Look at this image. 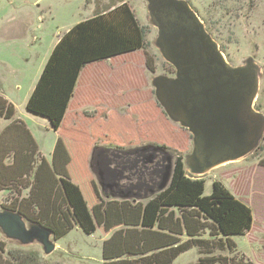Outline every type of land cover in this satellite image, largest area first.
Returning a JSON list of instances; mask_svg holds the SVG:
<instances>
[{"label": "rangeland", "instance_id": "obj_1", "mask_svg": "<svg viewBox=\"0 0 264 264\" xmlns=\"http://www.w3.org/2000/svg\"><path fill=\"white\" fill-rule=\"evenodd\" d=\"M181 1L198 14L230 66H242L250 59L260 67L254 109L264 115V0ZM120 2H126L139 24L148 28L149 46L146 50L86 67L78 79L64 122L54 132L46 119L31 115L25 109L51 50L58 38L74 25ZM146 6L145 0H0V97L14 106V117L26 125L39 148L43 166H47L44 170L49 186L42 195L48 206L40 222L45 226L53 223L57 232L52 238L56 249L49 256L43 255L38 244L16 245L38 251L45 263L102 264L105 260L123 259L127 254L146 255L195 235L199 215L195 211L175 210L172 215L163 212L164 217L171 215L169 223L163 221L147 232L140 228L146 201L164 189L158 190L157 170L154 175H146L156 176L146 182L153 188V195L143 191L137 197H130L134 204L117 203L106 200L97 180L98 172L89 163L92 146L107 152V159L99 154L98 159L108 165L100 170V176L109 187L115 185L120 175L109 171L108 167L111 168L113 160L130 162L133 149L144 148L138 146V142L164 149L172 157V168L176 156L185 159V154L192 151L189 132L166 116L153 93L154 78H171L172 75L167 74L169 65L153 45L156 34L148 22ZM147 59L153 61V71L146 67ZM2 121L0 119V128ZM58 143L66 168L54 174L50 161ZM120 147L124 149L119 150ZM150 148L144 150L147 156L143 161L149 160ZM261 161H264V137L246 158L225 163L203 178L204 196L211 193L213 182L218 181L251 209V230L234 241L239 247V258L252 264H264V165ZM59 178L81 190L96 225L93 235H85L74 224L70 210L63 207V203L57 210L51 208L50 195ZM139 181L136 177L133 183ZM120 183L126 185L123 180ZM3 200L5 197H0V204ZM10 245L6 248H11ZM197 260V251L192 249L173 264H195Z\"/></svg>", "mask_w": 264, "mask_h": 264}, {"label": "trees", "instance_id": "obj_2", "mask_svg": "<svg viewBox=\"0 0 264 264\" xmlns=\"http://www.w3.org/2000/svg\"><path fill=\"white\" fill-rule=\"evenodd\" d=\"M147 34L148 28L139 24L126 2L74 25L58 38L51 50L26 103L27 113L43 117L57 132L64 122L82 71L91 64L146 50L149 46ZM146 67L153 71L151 59H147ZM172 73L170 66L167 74ZM14 115V106L0 97V119L3 120L0 128V197H5L1 208L18 212L28 222H37L56 237L53 223L45 226L40 222L41 214L48 206L42 195L49 186L44 170L47 166H43L39 148L26 125ZM50 163L54 174L66 168L60 143L54 147ZM261 164L264 165V161ZM204 187L205 179L186 176L184 159L177 156L167 187L150 197L143 206L139 226L146 232L154 229L163 222L162 214L169 208L180 212L195 211L199 214L195 235L146 255L127 254L123 259L105 260L102 264H173L180 255L192 249L198 254L195 264H252L239 258V247L234 241L251 230V209L221 182H213L208 196H204ZM50 197L53 210L63 203V207L70 210L71 220L85 235L95 233L96 225L77 185L59 178ZM0 240L3 241H0V264H48L38 251L21 248L16 243L10 245L2 237ZM8 245L11 248H6Z\"/></svg>", "mask_w": 264, "mask_h": 264}, {"label": "water", "instance_id": "obj_3", "mask_svg": "<svg viewBox=\"0 0 264 264\" xmlns=\"http://www.w3.org/2000/svg\"><path fill=\"white\" fill-rule=\"evenodd\" d=\"M145 1L148 22L157 31L153 45L176 70L175 78L152 80L155 99L167 117L192 136V151L184 159L186 176L203 179L225 163L246 158L263 139L264 115L254 109L261 69L250 59L230 66L186 2ZM167 161L158 190L171 176L172 157L167 155ZM91 168L103 169L98 156L91 159ZM114 195L130 198L131 190ZM0 235L23 247L38 244L44 256L56 249L49 229L15 211L0 209Z\"/></svg>", "mask_w": 264, "mask_h": 264}, {"label": "crops", "instance_id": "obj_4", "mask_svg": "<svg viewBox=\"0 0 264 264\" xmlns=\"http://www.w3.org/2000/svg\"><path fill=\"white\" fill-rule=\"evenodd\" d=\"M138 144H139L138 146L144 147V148H142V149H138V148L133 149V153L131 154V158H130L131 161L130 162H128L126 164L121 163L119 166H116V165L113 164L111 166V168L108 167L109 171L116 172V173L118 172L119 175H120L118 180L114 182L115 183L114 186L107 187V184L105 183V181H103V179L100 176V172H98L97 180H98L99 185H100V187L102 189V192H104L106 194V200H108V202H117V203L131 202V203H133V201H131V198H125L124 199V198H121L119 196L114 195L118 191H120V190L124 191L125 189L126 190H131V196H134V197L139 196L141 194V192H143V191L150 192L151 195L154 194V193L152 194L153 188H150L151 186H149L146 182H147V180H153L156 176L155 177H145V176L137 177L140 181L136 182V183H133L134 178H136V176L133 175L132 171L137 168L138 162L141 161V160H138V159H141V158L145 159V156H147V154H146V152L144 150H146L147 148L153 147V148H150V150L152 152H148L149 160L146 161V162L145 161L142 162L143 164L149 165V164H151V161H152V159H151L152 155L158 149L154 145H152L150 147H146L145 143L141 144L140 142H138ZM118 146H120V145H118ZM121 149L123 150L124 148L120 147L119 150H121ZM98 154L101 155V156L103 155L104 158L107 159V152L106 151L102 150L100 147H95V146L93 147L92 146L91 151H90L89 156H88V158H90V162H89L90 166H91V157H93L94 155L98 156ZM167 162L168 161H167V156H166V161L164 162L163 165H167ZM143 164L140 163L139 166H141ZM106 166H108V165H104V163H102V160H101V168H104ZM156 172H157V176H158V181H157V183H158L159 182V178H160V174H159L160 172L158 170ZM171 173H172V169H171ZM92 178H91V181L93 180ZM170 178H171V176H170ZM121 180H123L126 183V185L121 186L120 185L121 184L120 183ZM133 190L136 191V192H132ZM175 210H177V209L176 208H172V209L169 208L168 210H166V212L172 215L175 212ZM170 216L164 217L163 221L164 222H170L169 221V219L171 218ZM160 221H161V219L157 223H160Z\"/></svg>", "mask_w": 264, "mask_h": 264}, {"label": "flooded vegetation", "instance_id": "obj_5", "mask_svg": "<svg viewBox=\"0 0 264 264\" xmlns=\"http://www.w3.org/2000/svg\"><path fill=\"white\" fill-rule=\"evenodd\" d=\"M155 30V36H156V38H157V31H156V29H154ZM155 38V39H156ZM162 57V56H161ZM163 59V58H162ZM165 61V60H164ZM168 65H169V67L171 66L172 68H173V73L171 74L172 75V77L171 78H175V74H176V70H175V65L174 64H172V63H169V62H167V61H165ZM167 78V77H166ZM153 93H154V95H155V90L153 91ZM167 116V115H166ZM182 129H185V128H182ZM186 130V129H185ZM187 132H188V130H186ZM189 135H190V137H191V140H192V136H191V134L189 133ZM185 155H187V154H185ZM166 156H167V152L164 150V149H158V150H156L155 151V153L152 155V161H151V164H149V165H146V164H143L142 162H143V158H141V159H138V160H141L140 162H138V165H137V168L135 169V170H133L132 172H133V175L134 176H136V177H143V176H145L146 177V175H148V173H150L149 175L151 176V175H154V172L156 171V170H159V168L160 167H162V165L164 164V162L166 161ZM179 156H181V155H179ZM177 157V156H176ZM183 157V156H182ZM185 157V156H184ZM184 159V158H183ZM113 162V164L114 165H116V166H119L121 163L120 162H118V161H115V160H113L112 161ZM140 163L141 164H143V165H141V166H139L140 165ZM174 163V162H173Z\"/></svg>", "mask_w": 264, "mask_h": 264}]
</instances>
